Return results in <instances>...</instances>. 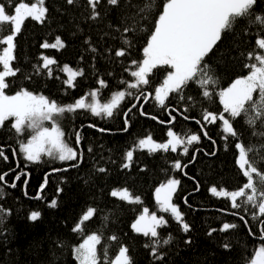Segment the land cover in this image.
<instances>
[{"label": "trees", "instance_id": "obj_1", "mask_svg": "<svg viewBox=\"0 0 264 264\" xmlns=\"http://www.w3.org/2000/svg\"><path fill=\"white\" fill-rule=\"evenodd\" d=\"M20 2L31 4L34 0H0L6 11L13 14L14 6ZM164 2L155 0L152 14L145 19L136 17L127 21L136 29L131 34L123 32L121 21L128 15L124 6L138 0H120L119 6H109L106 0H101L97 6L100 17L96 20L88 18L87 0H75L72 5L67 0H44L43 6L47 9L44 22L30 17L24 20L14 41L15 59L11 62L19 71L14 77L6 78L9 83L6 94L24 89L62 106L88 98L92 90H96L100 102L109 101L117 91L133 95H126L111 117L94 116L88 108L62 114L63 139L78 151L77 160L59 162L43 156L38 163L29 162L19 151V144L25 142L26 135H18L11 129L13 118L0 127V148L7 157H0V174L7 173L6 184L0 187V206L11 213L0 223V264H78L72 249L90 234L102 237L97 246L98 264H108V259H114L121 246L129 250L132 264H247L256 249L264 246V239L260 238L264 225L253 219L255 210L243 205L242 199V207L233 209L230 198L217 197L210 192L212 186L218 190H238L246 178L235 163L237 140L223 138L221 121L212 124L202 119L204 110L222 112L216 93L249 73L245 64L255 61L249 60L247 53L254 50L260 31L251 26L245 33L238 25L234 32L224 33L205 58L210 65L209 75L217 81L208 88L212 92L211 99L201 95L196 83H189L182 93H170L162 107L154 101L153 93L169 72L167 66L154 69L149 74V84L139 89H128L127 83L134 81L131 72L136 68L131 62L143 59V48ZM256 11H264V0H259ZM57 37L65 45L62 49L41 47L44 42L55 43ZM124 40L130 41V45H125ZM121 48L125 56L116 57L115 50ZM42 57L56 61L50 66L51 75L43 69ZM66 65L72 71L83 72L73 81L74 87L64 83L69 76L63 70ZM101 79L106 82L105 87L99 85ZM189 96L193 99L188 100ZM134 104L136 108H132ZM141 105L146 115L140 114ZM125 112H128V131H123ZM234 128L240 133L239 142L254 146L250 156L258 168H264V137L253 136L243 118L234 121ZM169 130L197 133L200 140L188 146L187 154L183 153V146L177 152L162 149L151 152L136 146L139 139L149 135L157 143H166ZM77 132L81 134L79 146ZM89 148L92 151H88ZM129 150L133 151L130 162L125 158ZM177 160L186 167L175 169ZM125 163L129 167L124 168ZM100 167L106 171L98 172ZM18 175L20 179L16 180ZM46 176L47 184L41 191L40 185ZM172 177L180 181L172 203L179 208L183 221L189 224L188 232H184L169 213L160 211L154 198L155 189ZM13 182L16 187L10 186ZM58 188L63 189L59 194ZM120 189H127L133 199L138 196L140 202L130 203L111 195L113 190ZM38 194L40 199L36 198ZM52 199L58 201L55 208L48 206ZM88 207L96 210L94 216L84 223L82 233H74V224ZM145 208L167 220V224L158 229L161 240H170L166 245L156 246L160 259L152 255V239L132 228ZM34 210L41 213L37 221L28 219ZM225 222L236 227L222 232L219 229ZM112 236L117 239L111 240Z\"/></svg>", "mask_w": 264, "mask_h": 264}, {"label": "snow or ice", "instance_id": "obj_2", "mask_svg": "<svg viewBox=\"0 0 264 264\" xmlns=\"http://www.w3.org/2000/svg\"><path fill=\"white\" fill-rule=\"evenodd\" d=\"M106 2L109 6L120 5V0H106ZM258 2L259 0H165L162 11H159L153 21V29L147 39V46L143 48L142 61L131 62L136 68L131 72L135 82L127 83V88L139 89L142 85H148L149 74L158 66H167L171 71L167 73L163 83L155 88L154 98L160 106H165L166 98L170 93H182L189 83H196L201 88V95L206 99H211L212 92L208 88L215 85L217 81L209 75L210 65L205 62V58L222 40L223 34L234 32L238 25L245 33L251 26L258 28L260 34L255 38L254 50L247 53V58L255 61L245 64V67L249 69V74L235 79L227 88L220 89L216 94L219 96L220 104L223 105V111L216 114L210 110H204L202 119L212 124L218 120L221 121L223 138L237 140L234 143V149L238 150V158L235 163L242 171L243 177L246 178V182L239 186L238 190L227 191L223 188L218 190L216 186H212L210 192L217 197L230 198L233 209L242 207L240 202L242 199L243 205L250 206L255 210L253 219H257L260 224L264 225V219H260L264 218V168H258L250 156V153L255 150L254 146L239 142L240 133L234 128V121L237 118H243L245 125L252 130L253 136L264 137V51H257V49L264 50V11H256ZM67 3L72 5L75 0H67ZM100 3L101 0H87V7L90 8L89 19L96 20L100 17V12L97 10ZM154 4L155 0H138V3L126 4L124 9L128 15H124L121 21L124 23L123 32L131 34L136 30L130 27L127 21L134 20L136 17L145 19L147 15L152 14ZM43 5L44 0H34L30 5L20 2L14 6L13 14L6 11L5 6L0 4V66H2V70H0V127H3L9 118H14L11 129L15 130L16 134L20 135L26 130H30L31 136L27 142L19 144V151L29 162L38 163L45 155L60 161L77 160L78 151L65 143L63 139L65 134L55 118L66 112L70 113L84 108H88L94 116L103 114L106 117H111L126 95H133V93L117 91L111 97L110 103L86 105L84 99H77L74 104L63 106L43 95H35L24 89L12 95L6 94L5 90L9 87L6 78L14 77L19 71L11 66V62L15 59V38L20 33L26 18L30 17L35 21L44 22L47 9ZM124 44L130 45V41L124 40ZM64 46L59 37L56 38L55 43L44 42L41 44L44 49H62ZM92 51L95 52L96 49L93 48ZM125 54L123 48L115 50L116 57H123ZM42 61L43 69L48 70L51 75L50 66L56 61L48 57H42ZM63 70L69 73L68 79L64 81L69 87H74L73 81L76 77L83 75L82 71H72L67 65ZM98 83L101 87L106 86V82L102 79ZM254 93H258V95L254 96ZM97 94L94 91L91 96L95 98ZM143 98L147 100L148 97L144 96ZM184 98L181 96V99ZM187 99L192 100L193 98L189 96ZM136 107L137 105H132V108ZM140 107V114L146 115L142 110V105ZM225 114H228L227 117ZM124 115L125 127L123 131H128V112H125ZM152 118L155 119V117ZM172 119L174 121L175 117ZM44 121H51V127H45ZM89 127L95 126L89 125ZM256 129L260 130L256 131ZM97 130L106 131V129ZM75 135L76 144L79 146L81 134L77 132ZM205 135H207L206 132ZM167 136L169 139L166 143H157L149 135L139 139L137 147L147 148L151 152L161 149L177 152L178 148L183 146V153L187 154L188 146L198 143L200 140L199 134L191 132L175 133L169 130ZM88 151H92V149L89 148ZM0 157L7 159L2 148H0ZM125 158L130 162L133 158V151H127ZM123 167L127 168L129 164L125 163ZM182 167H186V165L182 166L178 160L174 163L175 169L180 170ZM97 171L103 173L106 169L100 167ZM6 176L7 173L0 174V182H3L0 183V187L6 184ZM19 179L20 176H16V180ZM179 183V180L169 179L166 184H161L156 189V202L160 211L169 213L180 224L183 231L188 232L189 224L183 221V215L179 208L172 203V193L176 191ZM46 184L47 176L44 183L40 185L41 191ZM10 186L16 187L15 182ZM62 191L61 188L57 189L58 194ZM111 195L114 197L119 195L121 199L128 200L130 203L140 202V198L137 196L133 199L127 189H123L122 193L113 190ZM36 198L40 199L41 196L38 194ZM57 203V199H52L48 206L55 208ZM95 211L94 208L88 207L80 220L74 224L72 231L82 233L84 223L94 216ZM10 214V210H5L0 206V223ZM40 216L41 213L34 210L30 212L28 219L37 221ZM240 219L244 220V217L241 216ZM245 223L247 224V221ZM166 224L167 220L164 216H157L155 213L149 214L147 208L132 224V228L137 233H142L152 239L151 252L157 259H160L161 256L158 255L156 246L161 243L166 245L170 242L169 239L161 240L159 238L158 229ZM235 227V224L225 222L219 230L227 232ZM249 234H253L251 229ZM260 238L264 239V231H261ZM110 239L116 240L117 238L112 236ZM101 240L100 234H90L83 240V243L72 249L78 264H98L97 246L101 244ZM57 243L61 242L57 241ZM145 246L149 247V245ZM225 247L227 248L229 245L225 244ZM128 251L126 247L121 246L115 258L108 259V264H132ZM104 256L107 259L106 249ZM256 257L259 258V262L253 260L252 264H264V246L256 251Z\"/></svg>", "mask_w": 264, "mask_h": 264}, {"label": "rangeland", "instance_id": "obj_3", "mask_svg": "<svg viewBox=\"0 0 264 264\" xmlns=\"http://www.w3.org/2000/svg\"><path fill=\"white\" fill-rule=\"evenodd\" d=\"M30 5V4H29ZM147 46V45H146ZM264 51V50H263ZM142 61V60H141ZM2 70V69H1ZM169 71H171V69L169 70ZM69 74V73H68ZM249 74V73H248ZM166 76H167V74L165 75V77L163 78V81H164V79L166 78ZM163 81H162V83H163ZM133 82H135V80L133 81ZM161 83V84H162ZM160 84V85H161ZM160 85H158L157 87H159ZM230 86V85H229ZM156 87V88H157ZM96 92V90H92V91H90V93H89V97L87 98V97H84V98H80V99H84V101H85V104L87 105V104H91V103H96V104H104V103H110L111 102V99L109 100V101H107V102H100L99 101V99H98V96H96L95 98H93L92 96H91V93L92 92ZM15 94V93H14ZM34 94V93H33ZM12 95V94H11ZM35 95H40V94H35ZM155 91H154V93H153V99H154V101L156 102V100H155ZM223 106V105H222ZM62 117V115H60V116H57L55 119H56V122L59 124V126H60V118ZM13 122H14V118H13ZM44 123V126L45 127H51V121H44L43 122ZM60 128H61V126H60ZM23 134H25L26 135V138H25V142H27V140L30 138V136H31V132H30V130H26ZM146 138V137H145ZM169 139V138H168ZM139 141V140H138ZM66 143V142H65ZM137 144H138V142H137ZM137 146V145H136ZM144 149H147V148H144ZM148 150V149H147ZM238 151V150H237ZM24 156V155H23ZM46 156V155H45ZM46 157H48V156H46ZM49 158H51V157H49ZM236 158H238V152H237V156H236ZM51 159H53V158H51ZM53 160H57V161H59V162H63V161H60V160H58V159H53ZM170 179H174L173 177L172 178H170ZM169 180V179H168ZM167 180V181H168ZM167 181L165 182V183H163V184H166L167 183ZM161 185H159L158 187H160ZM157 187V188H158ZM156 188V189H157ZM156 189H155V192H154V198H155V200H156ZM116 191H118V192H120V193H122V191H123V189H120V190H116ZM172 196H173V193H172ZM117 197H119L120 198V196L118 195ZM128 201V200H127ZM159 209H160V207H159ZM149 214H152V213H149ZM141 216V215H140ZM139 216V217H140ZM138 217V218H139ZM137 218V219H138ZM136 219V220H137ZM136 220H135V222H136ZM134 222V223H135ZM85 239V238H84ZM83 239V240H84ZM83 240L80 242V243H83ZM79 243V244H80ZM261 246H259L257 249H256V251H258L259 250V248H260ZM256 251L254 252V254H253V256H252V258H251V260L247 263V264H252V261L253 260H257V262H259V258L258 257H256Z\"/></svg>", "mask_w": 264, "mask_h": 264}, {"label": "flooded vegetation", "instance_id": "obj_4", "mask_svg": "<svg viewBox=\"0 0 264 264\" xmlns=\"http://www.w3.org/2000/svg\"><path fill=\"white\" fill-rule=\"evenodd\" d=\"M135 104H137V102Z\"/></svg>", "mask_w": 264, "mask_h": 264}]
</instances>
